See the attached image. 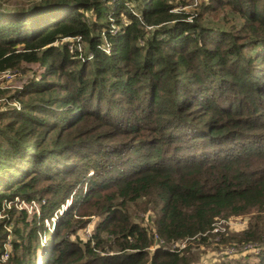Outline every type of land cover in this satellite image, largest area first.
Returning a JSON list of instances; mask_svg holds the SVG:
<instances>
[{
    "label": "trees",
    "instance_id": "16d2710c",
    "mask_svg": "<svg viewBox=\"0 0 264 264\" xmlns=\"http://www.w3.org/2000/svg\"><path fill=\"white\" fill-rule=\"evenodd\" d=\"M7 71L0 264H264V0H0Z\"/></svg>",
    "mask_w": 264,
    "mask_h": 264
},
{
    "label": "rangeland",
    "instance_id": "374dc122",
    "mask_svg": "<svg viewBox=\"0 0 264 264\" xmlns=\"http://www.w3.org/2000/svg\"><path fill=\"white\" fill-rule=\"evenodd\" d=\"M195 2H198V0H195ZM184 9L185 11H191L190 7H187ZM12 75L13 77L9 79H7L6 77L0 76V88L5 91L4 96L0 98V111H2L5 108H10V107H15L19 109L17 103L13 101L12 99H10V97L14 95L15 91H17L19 87H21L23 77L22 76L17 77L15 74H12ZM21 207L28 210L30 214L33 212V210H35L36 213H38L39 211L36 204H33L32 207H29L28 205L24 206L22 204ZM217 225H218L217 229L220 230L221 232L225 230L224 229L225 227H227L229 231L236 232V231L242 230L245 227V221L232 219L224 224L225 227H222L221 223ZM46 226L48 227V223H46ZM91 226L92 225H90L87 228L85 234L89 235V233L91 232ZM236 250L237 249H234L233 247L226 249V250H223L220 247V249L217 251L215 247L214 249L212 247H209L206 249V253L201 256V260H202V263L208 264L209 262H213L218 258H227V256L230 258L238 257L240 253H236L237 252ZM246 250L249 252L255 251L251 247H247ZM5 261H6V258L4 257L2 259V262H5Z\"/></svg>",
    "mask_w": 264,
    "mask_h": 264
},
{
    "label": "built area",
    "instance_id": "2783aa9c",
    "mask_svg": "<svg viewBox=\"0 0 264 264\" xmlns=\"http://www.w3.org/2000/svg\"><path fill=\"white\" fill-rule=\"evenodd\" d=\"M12 74H13L12 72L7 71V72H4L1 76L2 77H6L7 79H9V78L13 77Z\"/></svg>",
    "mask_w": 264,
    "mask_h": 264
}]
</instances>
